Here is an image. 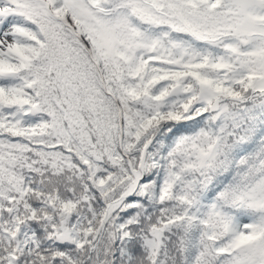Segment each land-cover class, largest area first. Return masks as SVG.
<instances>
[{
    "label": "snow or ice",
    "instance_id": "1",
    "mask_svg": "<svg viewBox=\"0 0 264 264\" xmlns=\"http://www.w3.org/2000/svg\"><path fill=\"white\" fill-rule=\"evenodd\" d=\"M0 264H264V0H0Z\"/></svg>",
    "mask_w": 264,
    "mask_h": 264
}]
</instances>
